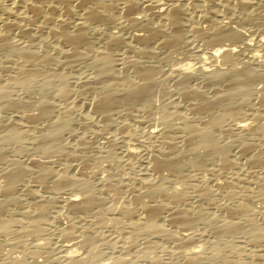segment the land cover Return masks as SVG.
Instances as JSON below:
<instances>
[{
  "label": "rangeland",
  "instance_id": "rangeland-1",
  "mask_svg": "<svg viewBox=\"0 0 264 264\" xmlns=\"http://www.w3.org/2000/svg\"><path fill=\"white\" fill-rule=\"evenodd\" d=\"M187 1L176 0L175 2L184 4ZM200 1L203 2L202 0L188 1V11L186 9V14L181 15L184 17L180 19L182 24L176 31L178 41L175 42L176 44L173 43V46L164 42L165 46L163 43V40L173 33V28L169 26L171 23L165 16L158 18V16L152 15L153 10L156 9L154 8L155 4L146 7L140 3V8L138 5L131 13L124 10L129 14L124 16L123 1H111L112 4L111 2L109 4L113 18H110L111 21L109 20L111 23L108 24L105 19L86 25L80 43L87 44L89 49L86 50L83 45L78 47L84 50L82 51L83 61L79 62H71L67 57H60L52 47L54 46L52 45L54 44L52 43L53 39H50V45H47V42L43 43L37 37L38 35L35 36L33 30L31 39L26 35H24L25 38L22 37L21 30L14 28L16 29L13 31L14 33L11 31V42L22 43L31 48L35 52L34 54L43 52L53 55L54 60L48 65L39 67L40 77L32 79L29 86L24 89L21 85L13 83V77H18L14 73L17 71L16 61L7 60L6 53L0 51V85L7 87L6 97L8 100L6 106L5 104L0 105L3 107V109L0 108V136L8 131L7 127L11 122L20 123L21 125L16 126H20L21 128H18L24 134L23 139L20 140L19 146L21 147L19 148L12 141L0 140V182L12 167L11 163L16 161L26 168V172L20 176L18 179L20 181H17L18 183L16 182L17 184L14 186L12 192L14 198L11 195L10 197L9 193L0 191V196L2 195L0 197V219H9L10 223L5 230L0 231V264H11L18 258V264H100L106 261H108L107 264H111L117 260L118 264H184L185 253L191 250L195 251L194 264H234L235 262V264L238 262L264 264V178L262 176L264 165L249 162L248 166L247 162L253 156L261 157L264 160L263 153H260L261 148L264 147V130H262L264 129V104L259 99L261 95H264V46L255 48L252 41H249L246 46L237 42L239 46L231 59L224 61L218 58L210 66V71L240 69L245 66L244 56L252 47L258 52L257 65L252 66L262 75L261 78H258L259 80H255L250 92L248 91L247 104H239L243 102L242 96L229 87L230 83L229 85L228 82H223V84L220 82L211 87L207 82L205 83L206 79L194 69L191 70V73L193 72L192 74L195 76L187 82L189 87L199 90L206 99L214 98V95L225 91L229 92L230 89L234 92L229 93L228 100L238 103L239 106L236 105L235 110L228 116L222 115L218 124L220 130L212 131L217 142L223 144L226 158L229 159L223 165L224 167L218 165L219 159L216 156H213L214 159L203 160L200 163V169L192 168L190 165L175 169L164 167L156 170L149 167L148 161L151 154L164 150L161 140L172 139L176 144L175 147L177 146L175 149L178 151L186 149L185 145H189L182 139L183 134L186 133L182 129L181 120L175 115L176 112L186 114V117L189 115L188 120H192L190 123L193 122L194 126H198L207 119L206 115H197L188 110L189 108L186 107L188 101H183L180 88L176 84L179 76L173 71L177 65L183 62L196 63L200 55L214 46L213 42L211 43L197 34L199 28H203V32H207L209 21L205 20L207 18H209L208 20L226 22L230 20L231 27L244 31L252 38L264 34V27H260L264 24V0H248L250 2H247L243 8L239 4H235V0H231L232 2L226 8L219 5L214 6L213 12L209 14L211 16L207 18H204L202 6L199 8V5L203 4ZM191 2H193V6ZM134 15L140 17V23L144 24L131 23L128 19ZM143 15L144 19L149 21L143 20L141 18ZM139 24L142 27H147V25L149 27L142 28ZM115 26H119V28ZM154 26L164 29L163 33L146 40V43L150 40L149 45H145L151 48V55L142 56L139 54V49L143 48V44L131 41V35H145L150 28H155ZM194 29H197L196 32ZM119 31L120 34H118ZM108 33L122 35L123 40L126 38L123 43L127 44L128 41L130 44L124 46L121 43L117 47L107 48L103 38ZM227 41L224 40L223 43L227 44ZM68 46V44H59V47L66 48L65 50L69 48ZM97 50L104 51L109 58V77L96 76V69L90 66L92 53ZM129 61L133 64L147 66L150 70L153 84L147 93L146 101H144L147 106L143 100L135 102L132 107H129L130 110L120 104H114L107 111L109 118L107 122L103 113L96 109V97L94 96L105 85H108L111 91L118 95L125 92L127 87L122 85L117 80L118 78H123L129 83L139 81ZM46 79L47 82L43 83ZM60 84L66 90L62 99L56 95ZM147 99L149 100L147 101ZM16 103L27 105L23 108L25 111L21 110L22 108H17ZM221 108L222 104L215 103L210 106L208 114L213 116ZM41 109L47 112L46 116H38L35 120L23 117V112L33 115L38 114ZM163 111L169 112V114L174 111L171 114L175 119L172 116L173 120L171 119L167 123L161 121L158 118H161L160 114ZM17 114L20 117H17ZM59 117L60 119L64 117L69 122L63 126L56 134L55 140L52 141L46 136L48 127L52 123L51 121L60 120ZM240 118L248 121L247 132L245 131L244 135L235 139L234 136L226 133V129L228 130L230 125L235 122L234 119ZM6 122L8 123L6 124ZM180 125L182 126L180 127ZM147 129H154L161 133L148 137L145 134ZM167 129H170L169 132ZM183 130L184 132H182ZM170 137L172 138L170 139ZM137 142L141 143V147L136 146ZM245 142L250 144V148L247 150L249 153L243 152ZM134 143L137 144L134 145ZM194 143H196L195 139ZM131 146L137 147V150L130 155L127 149ZM45 148L49 151L47 152ZM258 153L262 156L257 155ZM189 156L187 155V157ZM59 172L63 174L61 175ZM64 174L69 178L76 179L81 187L78 188L79 186L67 183L56 185L61 176L65 177ZM83 187L94 196L96 202L79 211L67 207L65 199L71 195H76L81 199ZM191 187L195 188L194 191ZM201 187H204L207 192L202 198L195 191ZM150 189L153 190L152 194H150ZM175 190L181 197V202L173 204L169 200V194L171 195ZM36 203L42 205L41 220L37 224L34 221L31 222L35 211L37 213L34 207ZM142 203H146L145 206L150 208L154 204L162 205L164 209H161L162 212L156 223L169 231V238L166 239V236L161 234L155 236V234L143 231L145 223L141 220L144 216L140 209ZM122 209L131 211L130 215H126ZM175 210L182 211V217L185 220L183 225L175 221L172 222L171 216ZM226 222L231 227L230 232L220 233L217 227ZM35 225L40 231L36 230ZM66 227L71 229L68 237L62 233L63 228ZM250 232L251 235L254 234V239ZM181 234H189V239H182ZM64 241L65 243L77 242L75 249L81 259L76 258L74 263H69L61 257L63 253L61 245L65 244ZM39 242L40 244L37 246L36 243Z\"/></svg>",
  "mask_w": 264,
  "mask_h": 264
},
{
  "label": "bare ground",
  "instance_id": "bare-ground-1",
  "mask_svg": "<svg viewBox=\"0 0 264 264\" xmlns=\"http://www.w3.org/2000/svg\"><path fill=\"white\" fill-rule=\"evenodd\" d=\"M111 1H113V0H0V51H1V53H3V52L6 53L5 54V58L7 60H9V61H11V60L14 61L15 60L16 61L17 66H15V67H17V71H15L14 73H16L15 75H18L19 78L15 77L16 78L15 79L13 77V79H14L13 83L14 84H18V86L21 85L24 89L27 88V86H29V82L32 79L40 77V74L38 72L39 67L48 65L49 63L53 62L54 58L52 57L53 55L51 56L48 53H43L42 52L41 54L40 53L39 54H34L35 52L32 51L31 48H29L27 46H24L22 43L16 42V41L15 42H11L10 41V39H11V37H10L11 36L10 35L11 31L13 32L16 29L17 30H21L22 31V37L24 35H26L27 38L31 39L32 38L31 31L33 30V32H35V34H36L35 36L38 35L37 37L41 41H43V43L47 42V45L48 44L50 45V39H53L52 43H54V44H52V45H54V46H52V45L51 46L54 47L53 48L54 51L56 50L55 52L58 53V55H60V57L61 56H63L62 58H64V57L66 58L67 57V59L69 58V60L71 62L83 61V57H82L83 53H82V51H84V50H83V48H80V49H82V50H80L78 47H80V45L81 46L83 45V46H85L86 50L89 49L87 44L80 43V41L82 39L83 31L85 30L86 25L89 24L90 22L101 21V20L107 19V23L108 24L111 23V22H109L110 18L113 19L112 18V11L110 12L111 9H109L110 8L109 4H110ZM122 1H123V4H122L123 5L122 6L123 12L125 10V11H129L130 13L132 12V10L134 11V9H136L137 6L140 3H143L146 7L150 6V5L152 6V5L155 4L154 8H156V9L153 10L152 15L158 16V18L165 16V18L167 20H169L170 23H171V25H169V26H171L173 28V30H172L173 33H170L172 35L169 34V36H167L166 39L163 40V43L166 42L167 44H169V46H171L173 43L174 44L177 43L176 41H178L177 40L178 38H177V35H176V31L179 30L180 27H181V24H182L181 21L182 20H180V19L184 17V16L181 17V15H183L184 13L186 14V12L188 11L187 8H188V4H189L190 0H188L189 2L188 1L186 2L187 4L186 3L183 4V2H182V4H180L178 2H175L176 0H122ZM202 1L203 2H201V1L200 2L203 3V4L199 5V8H200V6H202V9H203L204 14H205L204 18H207V17L211 16V15L209 16V14H211L213 12L212 8L214 6L219 5V6L223 7V8H226V6L230 5V3L232 1H234V0H232V1L231 0H202ZM228 1H230V2H228ZM235 1L237 2V3L235 2V4H239L242 8L248 2V0H235ZM165 2H167V3H165ZM111 4H112V2H111ZM192 4H193V2H191V5ZM196 5H198V4H196ZM239 5H237V6L239 7ZM194 7H196V6H194ZM138 8H140V5L138 6ZM190 8H192V7H190ZM186 9H187V11H186ZM140 11H143V10H140ZM151 11H152V9H151ZM126 14L129 15L128 13H125L124 16ZM118 16H119V11H118ZM130 18L128 20L131 23H133V24H137V23L141 22V19H139L140 17H137L135 15H134V17H130ZM141 18L143 20H145L144 19V15H143V17L141 16ZM145 18H146V16H145ZM119 19L121 20V18H119ZM208 19L209 18H207L205 20L206 22L209 21L208 22V27H207V32H203V28L202 29H200V28L198 29L197 28L198 30L197 29L196 30L198 31V33H197L198 35H200L204 39H207V40L211 41V43L213 42L214 46H212V48L209 49V51L206 48L207 52L205 51V53H203V55H200V57H198V58L196 57L197 58V62L196 63L192 64V62H183V63L181 62L182 64L177 65L173 69V71L176 72V74L179 76V78H178L179 80H178V82L176 84L178 85L177 87L180 88V92L181 93L179 91H176V90H175V92H179L181 94L183 101L184 100L188 101V104L186 106L187 108H189L188 110L193 111L194 114L196 113L197 115H199V114L200 115H206L207 119H205V121H203L202 123L198 124V126H194L192 124L193 122L190 123L192 120L191 121L188 120L189 115H188V117H186L185 116L186 114L183 115L180 112H176L175 113L176 117L181 120L180 123L183 125V126L180 125V127L182 126L183 127L182 129H184L185 133H186V134H183V138L182 139L184 140L185 143H189V145L188 146L185 145L186 149H182V150L178 151L177 149H175L177 146L175 147L176 144H175V142L172 141V139H171L172 137H170L171 140H168L169 138L168 139L166 138L163 141L161 140V142H162V144L164 146V150H162L161 152L156 153V154H151L149 161L147 160L149 162V167L152 168V169L156 170V169L164 168V167H166L168 169H173V168L175 169V168L184 167V165H190L192 168L193 167H198L200 169V167H201L200 163L203 160H205L206 158H213V156H216L219 159V164L218 165H222V166L225 165V163L229 159L226 158L227 156L225 155V151H224L225 149L223 147V144H219L217 142L216 138L212 135V131L215 130V129L220 130L219 129L220 125H218V124H219V118L222 115L223 116H228V114H231L235 110V106L236 105L239 106L238 103H232V102H230L228 100L229 93L230 94L234 93V92L235 93L236 92L240 93V95L242 96V101L243 102L241 101L242 103H239V104H243V103L247 104L248 100L246 98V95L248 94V91L250 90V88H252L251 86L253 85L255 80L257 81V80H259L258 78H261L262 73L257 72L255 70V67L252 66V65H257V61H258V52L255 51L253 47L244 56V58H245V60L243 59L244 63H245L244 67H242L240 69H238V68L237 69H234V68L231 69L230 68L231 69L230 71H225L224 69L223 70L215 69L214 71H210L211 63L214 62L216 59L220 58L221 60H224V61L231 59V57L233 56L237 46H239V45H237L238 43H241L242 45L246 46L247 44H249L248 43L249 41H252L253 42L252 43L253 46L254 45L256 46V47L254 46L255 48L263 47L264 46V34H262L260 36L258 35V37L254 36L255 38H252V36L250 37V36L246 35L244 31H242L240 29H237V28L231 27L229 25L230 20H228L226 22V21H223V20L222 21L221 20L216 21V20H208ZM145 21H149V20L147 19ZM145 21H143V22H145ZM165 22H167V21H165ZM104 23H106V21ZM183 23H184V21H183ZM242 23H244V22H242ZM142 24H144V23H142ZM165 24H167V23H165ZM123 25H124V23H123ZM24 26H26L27 28H25ZM119 26L118 27L115 26V27L119 28ZM147 27H149V26L147 25ZM147 27L143 26L142 28H147ZM156 27L155 28H153V27L150 28L149 32L147 34H145V35L144 34L143 35H140V34L131 35V39H132L131 41L135 42L136 44H138V43H140V44L142 43L143 44V48L142 49L138 48L139 49V54H142V56L151 55V48L148 47L147 45H145V44H148L150 42V40H149L148 43H146L147 42L146 40H148V38L149 39L152 38L154 35H157V34L159 35V33H163L164 29H162L161 27H157V28ZM166 27H168V26H166ZM260 27L261 28L264 27V24H262ZM14 28H16V29H14ZM136 28H138V27H136ZM196 30H195V32H196ZM118 34H120V31H119ZM118 34L117 33L116 34L115 33H108L107 35H104V36H106L105 38H103L104 39V45L107 48H109V47L113 48V46L117 47L118 45H121V43H123V42L125 43L124 40L126 38L123 40L124 37H121L122 35L120 36ZM164 35H165V32H164ZM162 37H163V34H162ZM24 38H25V36H24ZM156 39H154V40H156ZM224 40H225V42H226V40H228L229 42L227 41V44H224L225 43V42L223 43ZM209 41H207V43H209ZM126 43L127 44H124V46L130 44L128 41ZM163 43H161V44H163ZM59 44H68L69 48L67 50H65L66 48L62 49V48L59 47ZM210 44H209V47H211ZM164 45H165V43H164ZM92 54L93 55L91 56L92 58L90 60V66H92V67H94L96 69V76L109 77L110 76V68H109V58H108V56L102 50L101 51L100 50L94 51ZM2 58L4 59V57H2ZM67 59H66V61H68ZM129 62H130V64L132 65V67L134 69L135 73L134 72L133 73L138 76V78H139L138 80L139 81L129 83V82H127V80H124L123 78H121V79L118 78L117 80L119 82H121L122 85L124 84V86L127 87L125 92H123L122 94L118 95V94H116V92L111 91V89L108 87V85H105L103 87V89L101 91H99L98 93H96V95L94 96V97H96V104H95L96 105V109L98 110V112L100 111L101 113H103V115L105 116V120H107V122H108V119H109L107 111H108L109 108H111L112 105L120 104L121 106H123V107L125 106L126 108L129 109V107H132L135 102L137 103L138 100L139 101L143 100V103H144V101H146V98H147V93L150 91V88H151V86L153 84V78H152L150 70H149V68L147 66L133 64L131 61H129ZM258 66H259V64H258ZM94 68H92V69H94ZM14 69H16V68H14ZM192 69H194L195 71H197V73H199V75L204 77L206 79L205 83L207 82V84L211 85V87L215 86V85H218V83H220V82L222 84H223V82H225V83L228 82V84L229 83L231 84V85L229 84L230 85L229 87L232 88L234 90V92H233L232 89L229 88L230 89L229 92L228 91H225L223 93L219 92L221 94L214 95L213 96L214 98H208V99L204 98L202 96V93L199 90H195V89L189 87L188 84H187V82L189 80H191V78H193V76H195V75L192 74L193 72L191 73ZM47 76L49 77L51 75H47ZM46 82H47V79L43 83H46ZM11 84H12V81H11ZM22 87H19V88H22ZM231 90H232V92H230ZM65 93H66V90L64 89L63 85L60 84L59 87H58L56 95H58V97L62 99L63 96L65 95ZM6 96H7V87L4 86V85L3 86L0 85V105H4L5 104V106H6V104L8 102ZM177 99H178V97H177ZM259 99H260V102H262V104H264V95H261ZM148 100L149 99H147V101ZM186 101H184V102H186ZM150 103H148V104H150ZM215 103L222 104V108L219 109L218 112L215 115L210 116L208 114L209 108H210L211 105H213ZM144 104L146 105V103H144ZM144 104H140V105H144ZM17 106H18L17 108H22L21 110L25 111V109H23V108H25L27 105L18 103ZM242 106H244V105H242ZM0 108L3 109V107H1V106H0ZM96 109H94V110H96ZM173 112H171V113H173ZM26 113L27 112H25V113L23 112V117L24 118H28L30 120H33V119L35 120L36 117H38V116H46V114H47V112L44 109H41L39 111V113H38L39 115L36 114V113L33 114V115H30L29 113L26 114ZM132 114H133V112H132ZM170 114H169V112L163 111L162 114H160L161 118H158V119H161V121L167 123L169 120L172 119L173 115L172 114L170 115ZM17 117H20V116L18 115ZM60 117H59V119H60ZM190 117H191V115H190ZM131 118H133V117H131ZM173 119H175V117ZM234 121L235 122L232 121L233 124L230 125L229 129L228 130L226 129V133L229 134L230 136H234L235 139H236L237 137L239 138L242 135H244L245 131L247 130L246 128H247L248 121L246 119H243V118L234 119ZM51 122L52 123L49 124L50 126L48 127V131H47L48 133H47V135L46 134L45 135L47 136V138H49L50 140L53 141L56 138V134L69 121L66 118L62 117L60 120L51 121ZM7 123L8 122H6V124ZM19 124H17V122L9 123L8 124L9 127H7L8 131H6V133H3L5 131L2 132L3 134L0 136V140L2 139V140H5L6 142L7 141H12V142L16 143L18 148L21 147V146H19V143H20V140L23 139L24 134H23V131L21 129H19L21 127L18 126L19 127L18 128L16 126V125H19ZM103 125H104V123H103ZM5 127H6V125H5ZM222 129H224V128H222ZM169 130H168V132H169ZM184 130L182 132H184ZM262 130H264V129H262ZM180 132H181V130H180ZM159 133H161V131L158 132V131H156L154 129H149L148 131H146L145 134L148 137H152V136L158 135ZM249 136H250V134H249ZM194 139L196 140V143H194ZM173 140H174V138H173ZM191 141H193V142H191ZM137 143H134V145L137 144ZM136 146L141 147V143H138ZM249 148H250V144L248 142L247 143L245 142L244 147H243V152L249 150ZM260 148H261V146H260ZM42 149H44V148H42ZM127 150H128V153L131 155V154L136 152L137 147H134V146L132 147L131 146ZM48 151L49 150H47V152ZM247 152H245V153H247ZM241 153H242V151H241ZM260 153H263L262 155H264V147L261 148ZM187 155H190V156L187 157ZM257 155H260V154L258 153ZM262 155H260V156H262ZM242 156H244V155H242ZM244 158H247V157H244ZM247 162H248V166H249V162L252 163V164L255 163V164H259V165L260 164L264 165V163H263L264 160L261 157H258V156H255V157L253 156ZM11 164H12L11 165L12 167L6 172V174L4 176V179H3L4 181L2 180V182H0V191H2L3 193H9V196L10 195L12 196V192H13L14 186H16V184L20 181V180L18 181L20 176L23 173L26 172L25 166H22L20 163H17L15 161V162H13ZM246 166H247V164H246ZM175 172H177V171H175ZM248 172H250V171H248ZM248 172H247V174H248ZM262 173H263L262 176L264 178V172H262ZM259 177H261V176H259ZM176 179H177V177H176ZM63 183H67L69 185L77 186V187L79 186L78 188L81 187V185L77 182L76 179L74 180L71 177L69 178V177H67V175H65V177L61 176V178L57 181L56 185L60 186ZM204 187H201V188H198V189L195 190L197 192V195L199 197H201V198L205 196L204 195L205 193H207L206 192L207 188L205 187L206 188L205 189ZM83 188H84V190L81 191V192H83V196H82L81 199H79L76 195H73V196L71 195V197H67L65 199V202L68 205V206L66 205L67 207H69L72 210L79 211L80 209L81 210L83 208L85 209L87 206H89V205H91V204L96 202V199L94 198V196L91 193H89L88 190L85 187H83ZM191 188L194 191L195 188H193V187H191ZM149 191H150V194L153 193L152 189H150ZM256 191H257V189H256ZM260 191H262V190H260ZM257 193H260V192H257ZM7 195H4V196H7ZM259 195H261V194H259ZM9 196H8V198L10 199L11 196L10 197ZM169 200L173 204L181 202V197L177 194V190H175L171 195L169 194ZM146 203L140 204L141 208L139 207L141 209V211L143 212V214H144V216H142V218H141V220L144 221L143 223H145V225H144L145 226V230H143V231H147L148 233L155 234V236H156V234H158V235L161 234L163 236H166V239L169 238L170 237L169 231L167 229L162 228L161 226H159L156 223V221L158 220V218L160 216V213L162 212L161 209H164V208L162 207L161 204H154V206L151 207V208L150 207H146L145 206ZM34 207L37 210V213L35 211L36 214L34 213L31 222L34 221V223L37 224L41 220L42 205L36 203V205H34ZM135 208H137V207H135ZM128 209L126 211L122 209L123 211H125L124 213H126V215H130V213H131V211H129ZM66 210H69V209H66ZM70 211L71 210H69V212ZM120 211H121V209H120ZM182 215H183L182 211L175 210L173 212L172 216H171L172 222L175 221L178 224L183 225L185 220L183 219ZM8 220L0 219V231L5 230L6 227L8 226V224H10ZM35 227H36V225H35ZM70 227H71V225H70ZM217 229L220 231V233L221 232L227 233V232H230L231 227H230L229 223L226 222L224 224L222 223L221 226L219 225V227H217ZM36 230L40 231V229H38L37 227H36ZM70 230L71 229H67V227L63 228V230H62L63 235L68 237L69 234H70ZM32 231H34V230L32 229ZM245 231H246V229H245ZM251 232H250V235H251ZM251 236L254 239V234H252ZM181 238L184 239V240H187V239H189V234H181ZM253 239H250V240L253 241ZM64 243H65V241H64ZM76 243L77 242H71V243L68 242V243H65V244L61 245V247L63 248L62 249L63 253L61 254V257L64 260H67L69 263H74L76 261V258H78V259L80 258L78 256V253H77L76 249H75L76 248L75 247ZM39 244H40V242L36 243L37 246ZM185 254L186 255H185V259H184L185 260L184 264H194L193 263V257L195 256V251L191 250V251H189V252H187ZM14 260H15V258H14ZM184 260H182V261H184ZM106 262H108V261H106ZM106 262L105 263H100V264H107ZM18 263H19V258L16 259L13 264H18ZM111 264H118V260H117V262H112ZM237 264H243V263L238 262Z\"/></svg>",
  "mask_w": 264,
  "mask_h": 264
}]
</instances>
